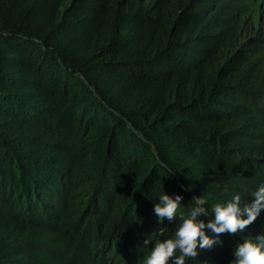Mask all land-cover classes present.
<instances>
[{"label": "trees", "instance_id": "trees-1", "mask_svg": "<svg viewBox=\"0 0 264 264\" xmlns=\"http://www.w3.org/2000/svg\"><path fill=\"white\" fill-rule=\"evenodd\" d=\"M261 182L264 0H0V264H141L160 191Z\"/></svg>", "mask_w": 264, "mask_h": 264}, {"label": "clouds", "instance_id": "clouds-1", "mask_svg": "<svg viewBox=\"0 0 264 264\" xmlns=\"http://www.w3.org/2000/svg\"><path fill=\"white\" fill-rule=\"evenodd\" d=\"M174 172L169 169L168 175ZM244 192L247 195L236 191L230 198L211 205L208 204V197L193 195V203L185 211L181 210L182 193L173 195L164 189L160 191L156 196L158 202L153 203L157 223L164 224L167 219L169 222L178 221V224L171 235H165V229L159 228L157 233L162 238H157L154 233L144 239L143 247L154 243L141 264H186L189 258L197 257L199 249L211 247L219 234L242 233L264 210V182L251 191L244 189ZM248 196L253 198L249 200ZM207 230L216 236L210 235ZM230 264H264V232L254 237L248 235L237 242Z\"/></svg>", "mask_w": 264, "mask_h": 264}]
</instances>
